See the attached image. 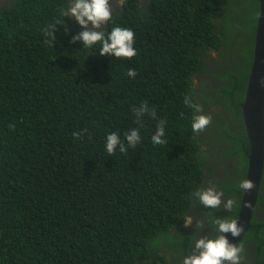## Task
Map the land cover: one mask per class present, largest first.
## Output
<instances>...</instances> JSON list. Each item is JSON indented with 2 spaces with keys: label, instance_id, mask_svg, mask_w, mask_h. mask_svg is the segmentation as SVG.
I'll list each match as a JSON object with an SVG mask.
<instances>
[{
  "label": "trees",
  "instance_id": "trees-1",
  "mask_svg": "<svg viewBox=\"0 0 264 264\" xmlns=\"http://www.w3.org/2000/svg\"><path fill=\"white\" fill-rule=\"evenodd\" d=\"M70 4L0 6V264H181L197 231L184 227L185 215L203 219L214 238L211 219L238 213L205 209L192 193L215 186L240 206L249 143L239 104L258 2L125 0L103 30H133L130 60L71 42L82 28L60 15ZM63 23L48 42L44 29ZM186 95L212 116L196 135ZM145 101L157 116L137 123L133 108ZM161 119L166 143L154 145ZM132 129L135 149L108 156L107 135L124 141ZM260 190L236 244L241 264H264V169Z\"/></svg>",
  "mask_w": 264,
  "mask_h": 264
},
{
  "label": "clouds",
  "instance_id": "clouds-1",
  "mask_svg": "<svg viewBox=\"0 0 264 264\" xmlns=\"http://www.w3.org/2000/svg\"><path fill=\"white\" fill-rule=\"evenodd\" d=\"M123 0H118V4L122 5ZM60 15L65 18L74 19L82 28L78 34L71 37V42H83V49L91 48L99 44V55L107 57H115L118 59H132L137 55L134 48V32L127 27L115 26L105 34L103 26L107 25L113 18V10L111 0H71V4L67 8H61ZM65 22V21H64ZM57 25H49L44 29V36L48 42L52 43L57 39L55 30ZM134 69H129L128 77L136 76ZM184 104L193 109L194 115L191 124V130L194 135L203 132L212 122L210 114H203L202 106L193 101L192 97L186 95ZM137 123L145 113H149L152 117H156L157 113L154 109L148 107L147 101L143 102L139 107L133 108ZM165 121L160 120L156 131L151 136L154 145H163L166 141L165 136ZM88 130L73 132V137L79 139ZM127 147L125 146V142ZM124 141L120 136L113 132L107 135L105 149L108 156H114L117 148L121 153L126 152L128 147L135 149L140 142L138 129H132L124 134ZM254 184L249 179H242L238 188L242 192H251ZM192 197L203 206L205 209H223L231 212L234 207H239L238 202L233 198L224 199V193L217 191L215 186H210L203 190H197L192 193ZM258 200V199H257ZM257 204V203H256ZM255 209V208H254ZM254 212V211H253ZM184 227L188 228L195 224L197 231H202L205 227L203 219L194 221L192 215H185L183 218ZM211 226L217 232L214 238L207 235L194 238L193 250L190 254L185 255L181 264H241L243 259V247L237 246L230 242L229 236L235 240L240 237L243 232V225L239 224L235 219L216 218L211 219ZM238 244V243H237Z\"/></svg>",
  "mask_w": 264,
  "mask_h": 264
},
{
  "label": "water",
  "instance_id": "water-1",
  "mask_svg": "<svg viewBox=\"0 0 264 264\" xmlns=\"http://www.w3.org/2000/svg\"><path fill=\"white\" fill-rule=\"evenodd\" d=\"M258 11L254 31L252 61L248 72L244 99L239 104L246 137L249 143L245 179L253 182L251 192H242L240 206L235 220L243 225L240 237L232 243H239L251 227L253 211L257 203L264 169V0H257Z\"/></svg>",
  "mask_w": 264,
  "mask_h": 264
},
{
  "label": "flooded vegetation",
  "instance_id": "flooded-vegetation-1",
  "mask_svg": "<svg viewBox=\"0 0 264 264\" xmlns=\"http://www.w3.org/2000/svg\"><path fill=\"white\" fill-rule=\"evenodd\" d=\"M8 1H10V0H1V3H2V2L5 3V2H8ZM124 2H125V0H123V3H122V5H121V4H118V0H111L112 10H113V12H115V11H119V10L122 8ZM1 3H0V6H2ZM221 60H222V59H221V56H219V61H221ZM197 214H198V212H197ZM260 215L262 216V214H260ZM198 216L200 217V214H198ZM207 231H208V230H203L202 234H200V232L198 233V232L196 231V234H195V237H194V238H198L200 235H201V236H204V235L207 233ZM207 236H208V235H207ZM210 238H211V237H210ZM193 242H194V239H193ZM248 247H249V248H248ZM248 247H244V249H245V248H248V249L251 250V249L253 248L251 242L248 243ZM192 250H193V248H192ZM191 252H192V251H191Z\"/></svg>",
  "mask_w": 264,
  "mask_h": 264
},
{
  "label": "rangeland",
  "instance_id": "rangeland-1",
  "mask_svg": "<svg viewBox=\"0 0 264 264\" xmlns=\"http://www.w3.org/2000/svg\"><path fill=\"white\" fill-rule=\"evenodd\" d=\"M0 3H1V0H0ZM2 3H3V2H2ZM2 3H1V4H2ZM233 53H236V52H235V49L233 50ZM259 190H260V189H259ZM260 191H261V190H260ZM259 194H260V192H259ZM260 214H262V213H259V216H261ZM262 215H263V214H262Z\"/></svg>",
  "mask_w": 264,
  "mask_h": 264
}]
</instances>
